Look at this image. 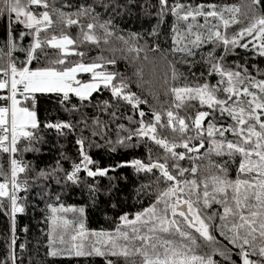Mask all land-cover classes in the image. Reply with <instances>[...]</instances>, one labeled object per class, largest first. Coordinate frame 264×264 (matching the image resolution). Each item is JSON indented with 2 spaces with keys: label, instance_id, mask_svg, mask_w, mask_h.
Segmentation results:
<instances>
[{
  "label": "snow or ice",
  "instance_id": "obj_1",
  "mask_svg": "<svg viewBox=\"0 0 264 264\" xmlns=\"http://www.w3.org/2000/svg\"><path fill=\"white\" fill-rule=\"evenodd\" d=\"M4 13L0 152L8 155L9 169H0V216L8 218L10 238L0 264H23L26 244H19V257L16 252L17 214L37 205L43 213L37 223L47 225L41 228L47 240L38 245L46 247L44 264L61 256H98L105 264H264V78H258L264 77V68L248 66L249 59H264V0H0ZM124 19H139L140 30L123 34L117 24ZM14 24L22 26L18 33ZM73 28L75 37L69 34ZM113 38L119 49L101 47ZM237 48L245 50L243 62H228ZM96 49L121 52L135 70L131 76L118 72L117 59L103 54L86 62ZM145 65L170 103L159 100L157 89H145L152 104L131 90L133 83L137 89L146 83ZM197 66L201 71H193ZM105 91L108 98L97 96L93 103V94ZM37 94H51L55 109L66 118L41 123ZM129 106L131 114L120 111ZM165 131L171 138L161 135ZM52 134L54 156L44 152ZM69 138L73 152L60 143ZM141 147L143 154L136 156L133 150ZM154 148L162 154H154ZM93 149L103 157L94 159ZM24 153L35 159L25 160ZM118 153L125 158L104 163ZM44 155L47 159H41ZM213 156H227L233 163L238 158L236 177ZM185 160L190 169L181 167ZM127 169L132 183L150 177L135 191L155 199L116 217L112 230H89L86 205L61 202L64 194L80 189L87 204L99 207L103 197L107 205L128 185ZM153 185L156 191L149 192ZM212 204L219 208L205 215ZM205 246L210 251L201 252Z\"/></svg>",
  "mask_w": 264,
  "mask_h": 264
},
{
  "label": "trees",
  "instance_id": "obj_2",
  "mask_svg": "<svg viewBox=\"0 0 264 264\" xmlns=\"http://www.w3.org/2000/svg\"><path fill=\"white\" fill-rule=\"evenodd\" d=\"M58 2H63V0H58ZM71 2V0H69ZM197 2H204V3H217V4H224V3H239L240 0H197ZM39 11L40 9H36ZM8 24V17L7 14H0V39L4 38L6 29ZM22 26L18 24H14L13 28L15 32H19ZM117 27L119 29L123 30V34L127 35L128 31H139L141 28V22L139 19L133 20V19H124L118 22ZM145 28H148L150 30V25L144 24ZM166 31V28H165ZM58 34V30H57ZM69 34L73 37L76 35V29L73 28L69 31ZM145 39H148L145 35ZM162 41V36H161ZM28 43V40L25 39L24 44L26 45ZM101 47H115L117 49L120 48L119 42L115 41L113 38L112 43H110L108 46H104L103 44ZM207 50V49H205ZM235 55H229L228 56V62L240 60L243 62L245 58V50L243 49H235ZM98 54H103L107 58H116L117 59V65H116V71L118 72H124L125 74L131 76L132 72L135 70L134 67H131L129 65L128 61H125L122 56L123 54L119 51H117L115 54L112 52L106 51L104 53H100L99 49H96L95 51H90L88 54V57L86 58V62L88 59H91V57H94ZM16 56H21L20 53H14ZM247 55L250 57L252 54L247 53ZM73 60L77 59V57H72ZM253 63H258L261 68H264V59L257 58L256 60L249 59L248 60V66L251 68V65ZM32 67H35L36 64L33 62L31 64ZM139 66V65H137ZM178 67H180L178 65ZM150 65L144 66V77L143 79L146 81L143 88L137 89L135 83H133L130 87L133 92H137L138 95H140L141 99L147 98L149 104L153 103L152 97L147 95L145 89L152 88L157 89L159 91V100L164 103L166 100L168 103L171 102V97H165L163 93V89L159 88V81L157 79V76H154L151 73ZM181 71H185L186 69L180 67ZM195 72L201 71L200 67L197 66L193 69ZM159 76V79H162V70L160 73L157 74ZM258 78H264V77H258ZM215 77L213 76L212 81L215 82ZM97 96L100 99H106L109 96V93L107 91L103 92V94L95 93L93 94V103H95V99ZM165 107H167V103L164 104ZM157 109L159 110L160 104L156 105ZM140 109L148 112V106L147 105H140ZM207 110V109H205ZM121 112H127V114H131V108L130 106L125 109L121 108ZM37 113L38 118L41 123L44 122L45 119H52L55 120L58 117L59 118H66L65 114L63 112H58L53 104V97L51 94H48L46 96H43L41 94H37ZM219 115V113H217ZM138 118V116H137ZM146 119H150V115L146 117ZM206 125V124H205ZM162 136H169L170 134L168 132H162ZM48 143L44 146V152H46L48 155L54 156L55 153L50 151L53 149L54 144L56 143L54 139V134L47 137ZM61 144H64L69 152H73L72 142L71 138L68 140H61ZM23 147V145H21ZM205 147H207V144H205ZM135 152L136 156H141L144 152L143 147H141L138 151L133 150ZM154 154H162V150H159L157 152V149H153ZM131 152L128 153V157L130 158ZM103 152L99 150L93 149V158L94 159H101L103 157ZM19 159V157H17ZM23 158L27 161H33L35 159L34 154L31 153H24ZM125 158V154L118 153L112 157L105 158L104 163L108 162H118L121 159ZM41 159H47V155L41 156ZM213 160H215L217 163H221V160L227 163L228 169H229V176L231 178L236 177V166L239 164L238 158L235 159V163H233L232 160H230L227 156L223 158L219 157H212ZM197 163H204L203 161H198ZM190 162L185 160L181 162V167L189 168L190 169ZM0 169H2L4 172H7L9 169V157L7 154H4L0 152ZM126 174H129L130 180L129 183L122 191H117L115 193V199H109L107 205L103 203L104 198H100L99 207H93L91 204H87V197L82 196L80 189H75L72 192L66 193L61 197V202H63L65 205H86L85 209V216H84V223L85 227L89 230H112L115 228L117 224L116 217L121 215L123 212H129L133 213L138 210H141L143 207L148 206L152 203V200L155 199V196L152 195L151 198H149L148 194H138L136 189V184L138 183H146L150 177H143L139 181H136V183H132V180L135 178L131 176V170L127 169L124 170ZM200 173L198 172L194 178L199 179ZM23 178V177H21ZM189 178L191 176L189 175ZM165 187L164 183L161 181L159 188L163 189ZM55 191H59V189H55ZM149 192H155L156 191V185H153L151 189L148 190ZM21 196L24 195L23 192L20 193ZM133 197H136L134 200ZM185 199L187 196L184 197ZM174 199V198H173ZM32 195L30 194L28 197L27 203L31 204L33 203ZM115 204L116 207L113 208L112 205ZM40 205H37V207L34 209L33 207H27L25 213H18L17 214V243H16V252L18 257L20 256V249L19 244L25 243L26 244V250L23 254V264H44L45 261V252L46 247H39L43 246L45 244V241L47 240L46 234L41 233V228L46 229L47 225L42 223H37V221L41 220V217L43 213L39 211ZM219 206L212 204L210 209L207 210L204 214L208 215L211 214L212 209H218ZM70 217L72 218V214L70 213ZM215 222L220 223L219 216L217 215L215 217ZM27 225V231H21V229H24ZM8 228V218L4 216H0V258H3L6 253V239L10 238V234L7 232ZM213 235H215L216 239L221 242V244L226 243V241L223 240V237L220 236L218 232L213 231ZM201 252H208L210 251L209 248L206 246L200 249ZM213 258L216 260H220V257L213 254ZM233 259L238 261V257L233 256ZM49 264H105V258L98 257V256H88V257H76V256H61V257H55V258H49ZM117 264H124L123 260H118Z\"/></svg>",
  "mask_w": 264,
  "mask_h": 264
},
{
  "label": "rangeland",
  "instance_id": "obj_3",
  "mask_svg": "<svg viewBox=\"0 0 264 264\" xmlns=\"http://www.w3.org/2000/svg\"><path fill=\"white\" fill-rule=\"evenodd\" d=\"M77 78H78V79H87L88 77H87L86 74H77ZM205 127H207V124L205 125ZM186 211H187V209H186ZM67 218H68V219H72V218L70 217V213L67 214Z\"/></svg>",
  "mask_w": 264,
  "mask_h": 264
},
{
  "label": "water",
  "instance_id": "obj_4",
  "mask_svg": "<svg viewBox=\"0 0 264 264\" xmlns=\"http://www.w3.org/2000/svg\"><path fill=\"white\" fill-rule=\"evenodd\" d=\"M184 210L186 211V208Z\"/></svg>",
  "mask_w": 264,
  "mask_h": 264
}]
</instances>
